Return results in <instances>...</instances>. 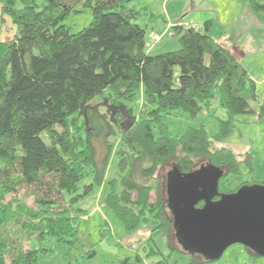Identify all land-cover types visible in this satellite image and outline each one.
I'll return each mask as SVG.
<instances>
[{"label": "trees", "instance_id": "1", "mask_svg": "<svg viewBox=\"0 0 264 264\" xmlns=\"http://www.w3.org/2000/svg\"><path fill=\"white\" fill-rule=\"evenodd\" d=\"M132 1L0 0V23L7 19L18 30L0 39V264H37L50 250L44 241H77L89 215L77 205L106 182L111 188L103 205L126 233L148 227L139 243L144 256L155 258L153 264H179L172 255L190 253L178 239L176 246L169 241L177 238L168 207L169 172L222 170L214 201L244 186L264 185L244 179L243 166L253 171L249 152L237 155L214 145L233 133L239 116L264 122V95L254 109L257 84L246 67L210 35L212 20L198 30L178 21L171 31L180 48L149 54L143 10ZM80 3L92 9L93 20L73 33L63 21ZM250 5L264 13V0ZM139 92L142 120L129 105ZM96 98L129 112L116 149L117 178L107 177L111 150L98 161L80 121ZM219 108L227 117L218 119L213 135L204 124L173 135L164 121L175 111L194 118L201 112L214 116ZM207 262L213 261L190 259Z\"/></svg>", "mask_w": 264, "mask_h": 264}, {"label": "rangeland", "instance_id": "2", "mask_svg": "<svg viewBox=\"0 0 264 264\" xmlns=\"http://www.w3.org/2000/svg\"><path fill=\"white\" fill-rule=\"evenodd\" d=\"M168 0H133L131 6L142 9L140 24L147 29L146 46L151 55L162 52L174 51L180 48L178 38L171 33L165 34L161 41L154 46L166 26L160 17L166 16L165 8ZM167 8L171 19L178 21L187 20L191 16L195 20H212L211 29L213 33L221 35L226 25L243 21L248 12L254 11L250 0H169ZM64 19V24L70 27L71 32L76 33L88 26L93 20L91 8H84L83 4L75 7ZM255 12V11H254ZM251 13V12H250ZM258 13V12H256ZM260 13V12H259ZM151 14L159 16L156 31L152 30ZM184 15V16H183ZM239 18V19H237ZM247 20V19H246ZM18 32L17 27L9 20L0 23V39H11ZM156 45V44H155ZM154 47V48H153ZM250 59L251 56L249 55ZM264 60V59H263ZM257 100L251 105L258 110L264 95V81L257 86ZM141 93L139 92L134 102L129 104L133 107V114L138 119H144L140 112ZM227 116L221 108L217 114L209 116L206 112L199 113L196 117L188 116L180 111L164 116L165 123L173 135L185 133L189 127H200L205 125L206 130L213 135L218 130V119ZM86 126L85 136L89 137L96 149L97 160L100 161L109 151L108 178H117L119 175L118 159L116 149L120 140L121 131L126 128L130 118L125 108H114L107 101L96 98L81 115V120ZM215 147H227L237 155L251 154L252 172L246 166L242 167L244 179L264 180V122L258 121L257 116H239L235 121L233 133L224 141L214 143ZM107 182L100 188H95L90 195L78 203V207L88 210L89 215L85 217L80 225L79 239L72 244L59 242L54 239L44 241V246L50 248L42 253L37 264H153L155 258H147L141 249L142 243L149 235V229L144 226L138 232L128 234L120 219L114 216L110 209L103 205L102 198L110 191ZM117 191L121 190L120 182L116 183ZM23 193L20 194L21 198ZM30 199L28 202H31ZM202 207V206H201ZM111 232H109V230ZM175 232V231H174ZM177 238L173 235L169 238L172 245H178ZM167 239L163 240L165 253L169 249L165 246ZM33 245V246H37ZM27 246V244H26ZM29 246V244H28ZM138 256L142 261L138 260ZM198 254H173L172 259L178 260L179 264H190L192 257ZM204 264H264L263 257H255L241 244L230 246L219 260Z\"/></svg>", "mask_w": 264, "mask_h": 264}, {"label": "water", "instance_id": "3", "mask_svg": "<svg viewBox=\"0 0 264 264\" xmlns=\"http://www.w3.org/2000/svg\"><path fill=\"white\" fill-rule=\"evenodd\" d=\"M222 175L213 166L169 172L168 207L178 242L209 261L219 260L234 244L264 257V185L244 186L214 201Z\"/></svg>", "mask_w": 264, "mask_h": 264}, {"label": "crops", "instance_id": "4", "mask_svg": "<svg viewBox=\"0 0 264 264\" xmlns=\"http://www.w3.org/2000/svg\"><path fill=\"white\" fill-rule=\"evenodd\" d=\"M167 4L165 8L166 19H164V17H160L164 20L166 26L164 27L162 33L157 36L156 41L153 43L154 46H157V43L161 41L165 34H172L171 28L177 23L176 18L171 19ZM250 12H248V16L246 18H242L243 21L240 23L237 22L235 26H231L233 24L226 25L224 31L219 32L221 35L213 33L212 29L210 30V35L217 43L225 46L232 54L235 55L238 61L246 67L250 76L254 79L258 86L259 83L264 81V13H256L251 10ZM149 18L154 25L152 30L156 31L158 25L157 19L159 16L151 14V17ZM186 19L198 23L200 27L204 23V20L198 21L191 16ZM146 51L150 54L147 46ZM249 55L251 56V59Z\"/></svg>", "mask_w": 264, "mask_h": 264}, {"label": "built area", "instance_id": "5", "mask_svg": "<svg viewBox=\"0 0 264 264\" xmlns=\"http://www.w3.org/2000/svg\"><path fill=\"white\" fill-rule=\"evenodd\" d=\"M180 25L183 26L186 29H195L198 30L200 28V25L194 21L190 20H183L180 21Z\"/></svg>", "mask_w": 264, "mask_h": 264}]
</instances>
